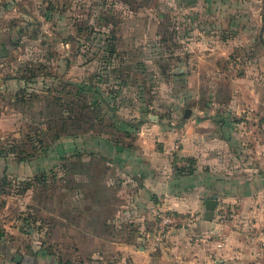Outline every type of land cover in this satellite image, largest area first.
<instances>
[{"label":"rangeland","instance_id":"obj_1","mask_svg":"<svg viewBox=\"0 0 264 264\" xmlns=\"http://www.w3.org/2000/svg\"><path fill=\"white\" fill-rule=\"evenodd\" d=\"M0 4L7 7L0 41L26 27L1 67L25 87L0 94V115L15 117L0 132V159L11 166L0 169V244L44 264L45 256L52 264H80L76 234L90 219L79 199L90 193L79 179L107 168L121 176L116 156L137 148L135 134L145 126L155 133L208 122L221 138L219 159L230 179L264 182V0ZM140 119L136 131L126 123ZM190 158L186 166H193ZM237 207L221 195L220 227ZM240 230L255 234L264 222L260 230ZM258 260L264 264V251ZM0 264L23 262L0 255Z\"/></svg>","mask_w":264,"mask_h":264},{"label":"crops","instance_id":"obj_2","mask_svg":"<svg viewBox=\"0 0 264 264\" xmlns=\"http://www.w3.org/2000/svg\"><path fill=\"white\" fill-rule=\"evenodd\" d=\"M3 65L0 94L24 92V79L11 75L7 79ZM195 123L183 122L167 132L158 127L155 133L146 132L145 126L144 131L135 134L137 148L116 156L121 176L115 177L107 168L102 174L91 170L87 181L79 179V187L85 190L89 182L90 193L88 198L79 199V207L89 206L85 211L90 219L76 234L80 264H261L258 254L264 251V231L243 235L240 229L262 227L264 182L261 178L255 183L250 178L231 180L219 159L221 138L212 134L208 122ZM14 124V114L0 115V132ZM202 125H208L209 132L199 128ZM189 126L193 127L191 131L186 130ZM188 157L195 160L193 171L179 172L177 167H185ZM8 159H0V169L11 168ZM214 193L218 199L223 195L225 201L240 206L226 228L216 222L215 212L214 219L206 217L205 204ZM102 204L105 208H98ZM164 210L195 217L158 240ZM255 213L256 220H250ZM1 247L0 255L10 260ZM51 258L45 256L46 264L53 263ZM43 259L21 258L23 264H44Z\"/></svg>","mask_w":264,"mask_h":264},{"label":"trees","instance_id":"obj_3","mask_svg":"<svg viewBox=\"0 0 264 264\" xmlns=\"http://www.w3.org/2000/svg\"><path fill=\"white\" fill-rule=\"evenodd\" d=\"M7 9L6 6L0 4V16H2V14L5 12V10ZM27 28L29 27L28 25H26ZM25 30L26 27H22L21 32H15L14 34H12L11 36L8 35L6 40H1L0 41V64L3 63L5 61V59H7V56L9 55L8 53L11 50H15L17 48V42L18 40L25 34ZM8 39V40H7ZM126 123L129 125L130 128H132V131H136L140 128V126L144 123V120H139V122H133L132 120H127ZM119 127V126H118ZM120 128V127H119ZM129 131V130H127ZM132 131L129 132H125V135H130L132 134ZM190 162H194L193 158H190ZM179 172H192L193 168L192 166H185V167H177ZM2 232L0 231V241L2 242ZM2 251L5 252L6 254H8V258L10 260H12L13 257V253H14V249L11 247H8L5 243H2V247H1ZM25 259H23V261H25Z\"/></svg>","mask_w":264,"mask_h":264},{"label":"built area","instance_id":"obj_4","mask_svg":"<svg viewBox=\"0 0 264 264\" xmlns=\"http://www.w3.org/2000/svg\"><path fill=\"white\" fill-rule=\"evenodd\" d=\"M194 217V214H179L172 210L162 211L158 224L157 239L162 240L168 231L187 225Z\"/></svg>","mask_w":264,"mask_h":264},{"label":"water","instance_id":"obj_5","mask_svg":"<svg viewBox=\"0 0 264 264\" xmlns=\"http://www.w3.org/2000/svg\"><path fill=\"white\" fill-rule=\"evenodd\" d=\"M190 110H186L185 117H189ZM218 206V195L212 194L211 197L206 201L205 208H206V217L208 220H212L214 216V212ZM22 256L21 254H15V261L20 262Z\"/></svg>","mask_w":264,"mask_h":264}]
</instances>
